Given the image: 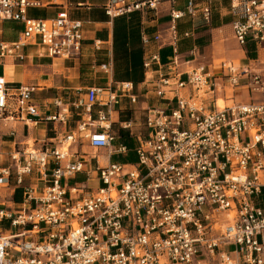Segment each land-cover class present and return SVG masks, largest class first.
<instances>
[{"label": "built area", "instance_id": "built-area-1", "mask_svg": "<svg viewBox=\"0 0 264 264\" xmlns=\"http://www.w3.org/2000/svg\"><path fill=\"white\" fill-rule=\"evenodd\" d=\"M159 2L107 0L103 8L110 17L143 9L156 16ZM34 3L0 0V19L23 24L16 41H0V60L22 59V47L31 42L50 57L78 56L82 21L65 10L30 18L27 7ZM230 10L239 45L264 42V0H231ZM197 14L209 23L211 0H186L183 9H170L173 46L176 21ZM140 38L145 82L164 103L146 106L145 133H133L130 147L113 146L110 105L118 96L136 102L133 82L90 86L83 99L69 103L54 97L58 110L47 120L66 123L72 108L81 105L80 118L56 142L15 144L7 163L0 164V185L12 179L23 190L18 206L0 204V264H264V74L219 61L226 85L244 80L263 98L227 97L223 106L215 98L208 104L206 96L216 89L211 68L183 58L176 48L162 62L157 51L147 49L160 34L142 28ZM101 42L94 40V47ZM34 91V85H7L0 77V120L38 116ZM95 104L108 111L99 109L93 117ZM119 124L134 127L132 120ZM80 143L105 149L106 162L95 154L93 165L87 164ZM129 152L136 155L134 163L113 159ZM81 171L97 180L94 189L65 182Z\"/></svg>", "mask_w": 264, "mask_h": 264}, {"label": "crops", "instance_id": "crops-1", "mask_svg": "<svg viewBox=\"0 0 264 264\" xmlns=\"http://www.w3.org/2000/svg\"><path fill=\"white\" fill-rule=\"evenodd\" d=\"M35 2L27 7L30 18H52L58 12L65 10L71 18L80 19L83 24L84 40L81 52L76 57H50L44 52V47L38 43H27L22 47L24 57H3L0 60V77L7 85L29 84L35 86L33 101L38 106L39 115L25 119L3 118L0 120V164L7 160V153L15 144L32 142L39 144L40 140L56 142L57 138L68 134L76 126L82 106L72 108V113L66 123L47 120L45 117L58 110L52 103L54 97H62L65 102L84 98L86 89L90 86L114 87L119 81H131L134 84L136 102L127 97L118 96L110 105L111 127L115 140L113 146L120 142L135 145L134 134L145 133L143 125L146 106L158 101L154 98L147 84L148 77L143 68L144 47L141 43V29L149 35L160 34L158 42L151 41L147 49L157 51L162 62L167 61L173 54V48L183 58H189L192 63L207 65L216 74L214 80L216 89L208 94L206 101L223 99L229 103L232 97L236 100L247 101L257 99L242 80L236 86H228L220 76L221 70L215 60H227L239 69L249 66L251 70L264 74V42L255 43L247 40L239 45L234 40L232 30L231 0H211V20L204 22L200 14L185 15L176 21L177 41L172 45L170 25V9H183L186 0H160L156 16L146 9L136 10L130 14L110 17L103 8L107 0H30ZM23 29L21 21L0 19V41L13 42L20 36ZM184 31L190 35L184 36ZM234 38V39H233ZM94 40L102 41L99 48L93 45ZM193 50L194 54H190ZM237 62V64L235 63ZM153 67H156L153 65ZM259 99V98H258ZM224 105V104H223ZM108 111L106 106L95 104L92 116L96 117L97 110ZM132 120L134 127L123 129L120 122ZM13 131V134L11 133ZM116 131V132H115ZM86 143H80L79 148L87 164L93 165V155L85 151ZM91 148V147H90ZM93 149V148H92ZM102 151L100 163H105ZM131 153V152H129ZM128 153V154H129ZM121 155V154H120ZM127 155V154H126ZM115 156V155H114ZM134 163L132 161H123ZM6 164V163H5ZM94 174H91L93 177ZM73 180L71 184L68 181ZM68 185L83 184L94 189L97 180L93 177L87 180L85 171L77 172L65 181ZM42 182L38 183L40 186ZM22 189L14 184L7 187L0 185V204L16 207L22 199ZM264 200V198H263Z\"/></svg>", "mask_w": 264, "mask_h": 264}, {"label": "rangeland", "instance_id": "rangeland-1", "mask_svg": "<svg viewBox=\"0 0 264 264\" xmlns=\"http://www.w3.org/2000/svg\"><path fill=\"white\" fill-rule=\"evenodd\" d=\"M234 39V38H233ZM235 40V39H234ZM216 62H219V60L217 59V60H215ZM235 63L237 64V62L235 61ZM253 95H257L258 96V98L259 99H261V98H263V95L262 94H260V93H254ZM257 98V99H258ZM112 129L113 130H116V127H112ZM116 132V131H115ZM31 143V142H30ZM78 149H79V151H80V148L78 147ZM85 152L86 153H88L89 155H92V154H94V153H96V154H102L101 152L102 151H99V150H95V149H92V148H90V147H85ZM113 159H116V160H119V161H132V162H134V161H136V155H135V153L134 152H131V153H129V154H127V155H115V156H113ZM3 162H4V164L5 163H7V160H2ZM3 164V165H4ZM73 182V180H70V181H68V184H71ZM25 184H28V181H25L24 182ZM9 184H14V182L12 181V179H11V181H9ZM88 190H90V189H88V188H84V191H88Z\"/></svg>", "mask_w": 264, "mask_h": 264}, {"label": "bare ground", "instance_id": "bare-ground-1", "mask_svg": "<svg viewBox=\"0 0 264 264\" xmlns=\"http://www.w3.org/2000/svg\"><path fill=\"white\" fill-rule=\"evenodd\" d=\"M217 103H218L219 106H223L224 101H223V99L219 98Z\"/></svg>", "mask_w": 264, "mask_h": 264}]
</instances>
